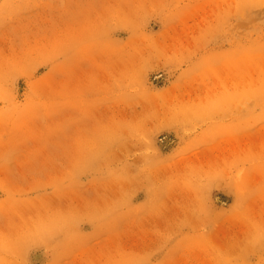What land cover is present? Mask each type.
<instances>
[{"label": "rangeland", "instance_id": "374dc122", "mask_svg": "<svg viewBox=\"0 0 264 264\" xmlns=\"http://www.w3.org/2000/svg\"><path fill=\"white\" fill-rule=\"evenodd\" d=\"M0 264H264V0H0Z\"/></svg>", "mask_w": 264, "mask_h": 264}]
</instances>
